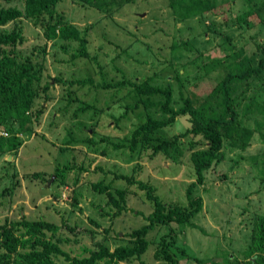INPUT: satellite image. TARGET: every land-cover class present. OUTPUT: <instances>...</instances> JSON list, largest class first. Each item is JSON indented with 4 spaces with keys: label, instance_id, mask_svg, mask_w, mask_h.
<instances>
[{
    "label": "rangeland",
    "instance_id": "obj_1",
    "mask_svg": "<svg viewBox=\"0 0 264 264\" xmlns=\"http://www.w3.org/2000/svg\"><path fill=\"white\" fill-rule=\"evenodd\" d=\"M203 1L206 11L178 19L170 0H59L53 8L68 30H77L78 38L72 40L46 38V17L34 22L23 15L0 26L19 34L8 45L18 59L30 58L38 77L32 86L37 96L30 106V123L21 127L6 121L20 144L14 152H0V224L21 218L53 226L66 221L92 230L111 251L131 245L133 231L146 223L144 216L151 211L143 191L124 177L152 185L164 202L185 203V187L193 180L189 154L205 141L198 134H182L190 127L185 114L138 136L131 148L133 129L148 117L168 116L143 107L135 85L146 80L169 88L171 105L178 108L189 93L209 91L214 59L226 64L241 49L255 64L264 51V22L246 27L234 19L264 0ZM21 5L22 0H0V9ZM83 79L84 84L74 82ZM231 95L239 123L252 128L258 121L264 128L263 115L243 111L251 96L264 100V70L232 84ZM40 106L44 110L34 118ZM156 145L160 148L153 152ZM220 151L221 160L212 162L202 183L193 188L192 194L202 200L195 215L169 225L172 232L164 225L149 229L142 254L106 264H159L154 253L162 233H171L177 264L254 262L259 253L248 255L247 250L258 218L264 216V140L255 130L245 147L225 139ZM99 181L101 188L95 189ZM35 235L56 241L71 257L85 256L90 244L84 236L60 230ZM260 258L264 260V252ZM59 263L64 262L59 258ZM12 264H24L17 252Z\"/></svg>",
    "mask_w": 264,
    "mask_h": 264
},
{
    "label": "trees",
    "instance_id": "obj_2",
    "mask_svg": "<svg viewBox=\"0 0 264 264\" xmlns=\"http://www.w3.org/2000/svg\"><path fill=\"white\" fill-rule=\"evenodd\" d=\"M59 0H22L20 8L7 6L0 9V26L6 24L8 20L19 16H29L34 22L40 21L46 17L44 34L48 39L61 37L67 40L77 39L78 32L72 27L68 30L63 16L53 8ZM92 2L94 0H86ZM170 7L178 19H184L197 15L208 9L207 3L203 0H170ZM236 22L250 27L264 22V3L257 6H248L245 11L234 16ZM57 31V32H55ZM19 34L15 31L0 30V128L7 132L4 139H0V152H14L20 144V138L15 130L6 125V121L11 119L17 121L19 126L24 127L30 123V106L37 93L33 90V82L37 80V73L33 69L29 57L18 59L12 47L8 44L19 39ZM9 46V47H8ZM8 47V49H7ZM232 61L223 63L222 59H214L216 68L213 75L214 83L209 91L200 96L191 93L182 99L178 108L171 105V91L167 87H159L147 83L146 80L135 85L134 90L140 102L145 108H153L162 114H167L166 119L146 118L144 123L139 124L131 132L130 147L133 148L138 136L145 135L151 130L165 126L175 115H188L190 124L182 134L187 132L200 135L205 141L204 147L194 149L189 154V160L193 168V180L188 182L184 197L185 203L164 202L155 193L152 185L134 178L124 177L128 183H133L143 191V195L150 203L151 211L144 216L146 223L136 228L132 236L131 245L116 246L109 250L103 243V239H96L95 232L76 224L70 225L69 222L62 221L59 226H53L41 220L29 221L24 218L18 220L4 219L0 224V264H12V256L17 252L24 264H60L59 258L63 264H96L104 260L103 264L127 260L133 256H139L144 252L147 246L145 234L149 229L155 226H167L172 232L171 224H183L195 215L202 206V200L199 195H193L192 191L195 185L201 184L205 170L215 164L222 158L221 147L225 139L230 144L243 148L248 143L249 138L255 130L264 140V128L255 121L254 127L241 125L239 123L238 111L233 104L231 95L232 84L236 82H246L248 79L260 76L264 70V51L253 64L247 55H244L241 49L231 54ZM208 72L211 71L207 67ZM85 79L74 81L77 85L85 83ZM45 86V85H44ZM158 96L161 99L154 100ZM191 96V97H190ZM137 102L133 104L136 106ZM40 106L34 112V118H37L43 112ZM244 113H258L264 116V100L251 96L250 100L244 106ZM33 113V112H32ZM174 141V139H173ZM161 145H166L161 142ZM160 148L159 145L154 147ZM5 159V163H9ZM101 181L93 184L95 189H100ZM104 188H107L104 187ZM118 195L122 196V191L117 190ZM111 202L120 207L115 201ZM50 231L52 235L55 230L71 235L72 237L84 236L89 240V246L84 249L85 256H69L62 250L56 241L50 238L36 237L40 231ZM173 238L171 233H162L159 243L155 250V257L161 262L159 264H177V259L172 252ZM256 251L259 255H254V262L249 259L251 264H264L260 258V253L264 252V216L258 218L255 226L252 248L247 250L251 255ZM196 264H201L197 262ZM213 264V263H210Z\"/></svg>",
    "mask_w": 264,
    "mask_h": 264
},
{
    "label": "built area",
    "instance_id": "obj_3",
    "mask_svg": "<svg viewBox=\"0 0 264 264\" xmlns=\"http://www.w3.org/2000/svg\"><path fill=\"white\" fill-rule=\"evenodd\" d=\"M0 135L7 136V132L4 129L0 128Z\"/></svg>",
    "mask_w": 264,
    "mask_h": 264
},
{
    "label": "water",
    "instance_id": "obj_4",
    "mask_svg": "<svg viewBox=\"0 0 264 264\" xmlns=\"http://www.w3.org/2000/svg\"><path fill=\"white\" fill-rule=\"evenodd\" d=\"M52 178V177H51ZM51 178H50V180H51Z\"/></svg>",
    "mask_w": 264,
    "mask_h": 264
}]
</instances>
